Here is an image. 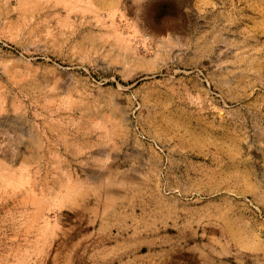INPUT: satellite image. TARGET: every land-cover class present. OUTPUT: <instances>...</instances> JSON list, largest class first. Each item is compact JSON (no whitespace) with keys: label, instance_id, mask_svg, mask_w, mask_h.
Masks as SVG:
<instances>
[{"label":"rangeland","instance_id":"374dc122","mask_svg":"<svg viewBox=\"0 0 264 264\" xmlns=\"http://www.w3.org/2000/svg\"><path fill=\"white\" fill-rule=\"evenodd\" d=\"M0 264H264V0H0Z\"/></svg>","mask_w":264,"mask_h":264}]
</instances>
